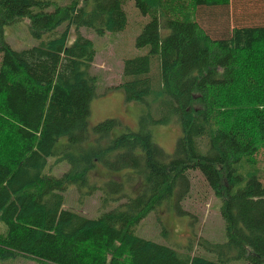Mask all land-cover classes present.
I'll return each mask as SVG.
<instances>
[{
  "label": "trees",
  "instance_id": "16d2710c",
  "mask_svg": "<svg viewBox=\"0 0 264 264\" xmlns=\"http://www.w3.org/2000/svg\"><path fill=\"white\" fill-rule=\"evenodd\" d=\"M129 1L150 18L136 39L149 53L125 60L117 88L127 102L148 107L139 130L125 127L115 137L119 119L90 126L96 50L80 28L124 31ZM231 4L73 0L48 11L51 0H0V261L264 264V25H237L214 39L200 23L203 8ZM24 18L40 43L19 51L4 33ZM173 122L181 134L169 155L153 128ZM191 171L222 201L226 241L199 243L214 259L136 234L145 213L162 202L179 212ZM120 175L132 182L118 184ZM72 184L85 193L99 186L105 202L127 200L91 219L64 207Z\"/></svg>",
  "mask_w": 264,
  "mask_h": 264
},
{
  "label": "rangeland",
  "instance_id": "374dc122",
  "mask_svg": "<svg viewBox=\"0 0 264 264\" xmlns=\"http://www.w3.org/2000/svg\"><path fill=\"white\" fill-rule=\"evenodd\" d=\"M51 1L54 5L48 11H53L55 5L65 6L73 2V0ZM125 10L129 22L125 30L120 33L108 32L105 35H98L92 29L80 28V32L93 41L96 50L95 61L89 70L91 75L97 77L96 96L91 103L90 126L107 119H119L122 126L115 129L113 134L115 137L122 135L125 127L132 131L139 130V117L148 107L138 102H127L123 92L117 88L125 80L123 76L125 60L149 53V47L138 48L136 45V39L149 21V16H144L136 8L134 1H129ZM200 23L214 39L226 37L237 25H264V0H232V4L228 7L203 8L200 13ZM63 27L64 25L59 30ZM4 35L12 48L19 51L40 43L31 34L30 21L27 18L6 26ZM46 37L50 39L52 36L47 35L44 38ZM75 37L76 30L73 29L69 43H72ZM153 71H158V63L153 62ZM153 133L155 142L166 153L172 155L181 134L179 124L173 122L168 126H155ZM259 159L261 161L264 159L263 148L260 150ZM52 172L61 175L58 168H53ZM190 173L193 180L192 187L187 197L180 203L179 212L174 209L171 201L162 202L155 211L145 213L136 228V234L181 251H188V247L191 246L194 254L214 259L215 256L202 249L199 243L202 240L215 243L226 241L225 223L221 216L222 201L215 195L200 172ZM115 180L118 184L132 182L126 181L122 175L115 177ZM135 182L138 180L135 179ZM118 190L120 191L119 187ZM64 195L65 208L80 212L91 219L98 218L103 212L127 200L126 198L121 201L109 199L105 202V196L99 186L94 187L92 192L85 193L75 184H72ZM136 195L133 194L134 197ZM0 264L40 263L35 259L20 256L2 260Z\"/></svg>",
  "mask_w": 264,
  "mask_h": 264
}]
</instances>
